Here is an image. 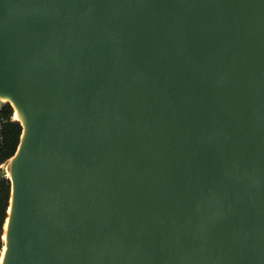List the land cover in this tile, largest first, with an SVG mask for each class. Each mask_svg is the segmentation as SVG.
<instances>
[{"label": "water", "instance_id": "95a60500", "mask_svg": "<svg viewBox=\"0 0 264 264\" xmlns=\"http://www.w3.org/2000/svg\"><path fill=\"white\" fill-rule=\"evenodd\" d=\"M0 99L1 264H264V0H0Z\"/></svg>", "mask_w": 264, "mask_h": 264}, {"label": "trees", "instance_id": "16d2710c", "mask_svg": "<svg viewBox=\"0 0 264 264\" xmlns=\"http://www.w3.org/2000/svg\"><path fill=\"white\" fill-rule=\"evenodd\" d=\"M4 113L7 118H10L14 109L10 103H5L3 106ZM22 133V126L19 121H9L5 127V144L0 150V165L11 158L17 150L20 136ZM11 191V182L8 178L4 177L0 179V254L4 247V229L5 221L7 218V210L9 206Z\"/></svg>", "mask_w": 264, "mask_h": 264}, {"label": "built area", "instance_id": "2783aa9c", "mask_svg": "<svg viewBox=\"0 0 264 264\" xmlns=\"http://www.w3.org/2000/svg\"><path fill=\"white\" fill-rule=\"evenodd\" d=\"M0 150L4 147L5 144V127L6 124L9 121H15L14 116L12 115L10 118H7L5 113H4V109L3 106L5 103L0 102ZM1 168V166H0Z\"/></svg>", "mask_w": 264, "mask_h": 264}, {"label": "bare ground", "instance_id": "6f19581e", "mask_svg": "<svg viewBox=\"0 0 264 264\" xmlns=\"http://www.w3.org/2000/svg\"><path fill=\"white\" fill-rule=\"evenodd\" d=\"M1 102L5 101V99H0ZM13 116H14V119L16 121H19V115H18V112L14 109V113H13ZM8 176H9V173H8ZM6 226H7V223L5 224V229H4V236H3V239L5 240V230H6ZM3 253H4V247H3V250H2V255H1V258H0V264H1V261H2V256H3Z\"/></svg>", "mask_w": 264, "mask_h": 264}, {"label": "rangeland", "instance_id": "374dc122", "mask_svg": "<svg viewBox=\"0 0 264 264\" xmlns=\"http://www.w3.org/2000/svg\"><path fill=\"white\" fill-rule=\"evenodd\" d=\"M1 102V101H0ZM1 105V104H0ZM6 163H7V161L6 162H4V163H2L0 166H1V168H3V169H5V167H6ZM4 240V239H3ZM3 250V249H2ZM1 255H2V251H1V254H0V258H1Z\"/></svg>", "mask_w": 264, "mask_h": 264}]
</instances>
